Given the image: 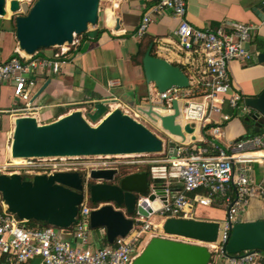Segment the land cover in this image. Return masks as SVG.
Wrapping results in <instances>:
<instances>
[{"label":"built area","instance_id":"built-area-1","mask_svg":"<svg viewBox=\"0 0 264 264\" xmlns=\"http://www.w3.org/2000/svg\"><path fill=\"white\" fill-rule=\"evenodd\" d=\"M166 12L179 20L176 30L179 46L191 59L190 64L193 70H197V75H187L190 80V86L187 88L173 87L158 92V102L151 104L153 110L167 115L173 112L172 100H177L180 116L176 123H179L183 130L186 124H190L195 130L194 133H185V139L173 136L163 130L160 119L158 123L153 122L140 109L119 103L117 107L135 120L144 125L145 122L154 124L157 132L148 128L164 140L165 149L172 145V153L165 156L159 153L31 157L23 158L17 163L11 160L0 167V172L8 170V173H19L26 177L79 171L84 174L87 186L91 183L89 174L93 169L116 168L123 172L125 169L144 171V168H148L150 191L145 196H138L135 213L131 216V231L125 237L116 238L113 244L95 246L91 238L90 213L106 203L93 204L85 198L76 222L72 227L62 229L50 225L28 226V221L19 219L8 210L0 194V264H27L34 258H39L41 264H133L153 236L202 244L195 239L166 234L163 231V223L169 218L196 219V209L199 206L209 207L217 202L225 207L226 216L219 222L217 240L207 244L211 252L210 264H218L220 260H223L224 264H264L263 251L248 250L228 254L225 250L232 227L240 220L241 210L252 198L264 199V124L256 134L226 146L219 144L223 136L221 125L209 126L212 114L220 112L225 103L236 112H248V107L240 104L243 98L235 87L230 63H247L251 60L252 52L248 44L256 26L241 22L231 24L228 28L197 27L186 18V0H155L143 14L137 34L143 36L153 16ZM86 32L74 34L70 43L53 47L55 52L52 58H40L36 57V54L18 52L8 60H0V86L12 83L17 98V102L7 113L15 118L36 117V108L31 103L35 85L31 72L42 69L58 73L67 54L77 51L81 46ZM197 83H201L204 88L199 96H196L194 90ZM143 108L148 110L149 106ZM231 117L229 114H223L222 122ZM36 118L38 120V117ZM86 119L91 122L88 117ZM198 130L199 136L196 135ZM256 163L262 166L263 175L260 182H256L252 169V164ZM156 185L165 187V200L157 196L160 208L153 209L149 216H143L137 208L142 206L143 202L151 206L148 197L155 193ZM98 230L106 238L105 229Z\"/></svg>","mask_w":264,"mask_h":264},{"label":"water","instance_id":"water-1","mask_svg":"<svg viewBox=\"0 0 264 264\" xmlns=\"http://www.w3.org/2000/svg\"><path fill=\"white\" fill-rule=\"evenodd\" d=\"M100 1L35 0L24 14H20L21 2L10 0L9 11L16 15V38L20 49L27 55H35L42 48L70 43L74 34H82L90 25L97 24ZM6 2L0 0V16L7 14ZM258 16L264 21L263 7ZM152 48L151 44L142 59L146 82L153 83L158 92L173 87H189V77L181 66L153 55ZM263 58L264 54L260 53L259 59ZM48 84L49 81L44 83L32 102ZM110 101L90 102L85 110H73L44 124L39 123L35 116L16 117L11 156H106L159 154L164 151L162 138L120 107L109 108ZM245 104L249 108L244 119L245 126L250 132H258L264 124V90L257 97L246 98ZM152 106L150 104L148 110H140L153 122L158 123L160 119L163 130L182 139L186 138L185 133H194L190 124H186L183 130L176 123L180 116L177 100H172L173 112L167 115H161ZM251 121L255 122L254 128H251ZM89 179L91 183L87 186L84 174L79 171L35 174L31 177L0 172V194L8 210L19 219L62 229L70 228L76 222L85 198L93 204L104 202L105 205L91 211L90 227L105 229L107 243L113 244L116 238L125 237L131 231V216L135 213L138 196H145L150 191L149 174L143 170L125 174L116 168L93 169ZM154 190L155 193L148 197L151 206L143 202L137 208L143 216H149L153 209L160 208L157 196L165 200L164 186L156 185ZM163 231L168 235L195 239L202 244L153 236L133 264H210L211 252L207 244L217 240L218 221L169 218L163 223ZM225 250L228 254L248 250L264 252V221L239 220L232 227Z\"/></svg>","mask_w":264,"mask_h":264},{"label":"crops","instance_id":"crops-1","mask_svg":"<svg viewBox=\"0 0 264 264\" xmlns=\"http://www.w3.org/2000/svg\"><path fill=\"white\" fill-rule=\"evenodd\" d=\"M7 14L0 16V60H8L12 55L21 52L16 38L15 14L9 11V1L6 0ZM20 14H24L35 0H19ZM188 21L197 27H224L234 23H252L256 30L249 42L248 48L252 58L247 63L233 61L230 72L236 89L242 96L241 105L246 98L259 96L264 90V21L258 16L264 0H186ZM155 0H104L100 1L98 22L91 25L84 34L81 46L75 52H69L61 64L58 73L51 70H33L31 76L35 81L31 103L36 108V117L41 124L49 123L69 112L88 108V103L111 100V109L118 104H124L134 109L148 107L151 102H158V91L153 83L145 79L142 59L148 47L152 44V54L181 66L193 76L191 59L181 50L176 30L179 20L166 12L153 16L152 22L143 36L137 34L143 14ZM55 48H48L39 53L41 57L52 58ZM40 57V58H41ZM192 66V67H191ZM197 73H195L196 77ZM46 89L32 102L33 96L44 85ZM201 83L194 86L197 91ZM204 88L202 89V91ZM201 91V92H202ZM149 93V95H147ZM200 95V94H199ZM196 94V96H199ZM149 98H151L149 100ZM118 101V102H117ZM17 98L14 95L12 83L0 86V163L7 157L17 162L23 158L11 156V146L6 143V137L13 134L15 117L7 113ZM249 112V108H248ZM223 114L232 117L223 121ZM247 115V114H246ZM245 112H236L225 103L220 112L212 114L209 126L221 125L223 136L219 140L221 146L236 142L243 136L247 137L257 132H250L245 126ZM251 121V128H254ZM260 131V130H259ZM199 130L196 135L199 136ZM164 156L172 153V145H168ZM3 160V161H2ZM256 182L262 180V166L252 164ZM180 189V186H178ZM196 209V219L221 222L225 219L226 209L221 203L212 206H199ZM206 209V211L204 209ZM203 210V211H202ZM241 221H264V199L252 198L250 203L239 213ZM95 246L104 245V237L100 231L91 232ZM27 264H41L39 258L30 260ZM218 264H224L223 260Z\"/></svg>","mask_w":264,"mask_h":264},{"label":"rangeland","instance_id":"rangeland-1","mask_svg":"<svg viewBox=\"0 0 264 264\" xmlns=\"http://www.w3.org/2000/svg\"><path fill=\"white\" fill-rule=\"evenodd\" d=\"M101 1H103V6H104V0H101ZM33 3H31L30 5H32ZM101 4V3H100ZM99 7H100V5H99ZM89 27H91V25L89 26ZM54 49V48H53ZM147 95H149V93H147ZM246 114H248V112H245V115ZM145 124L147 125V127H149L150 129H152L153 131H155V132H157L158 130H157V128H156V126L154 125V124H151L150 122H145ZM6 143H8V146L10 145L11 146V142H12V134L10 135V137H9V135L6 137ZM3 161V160H2ZM11 161V159L9 158V157H7V159H6V162H10ZM6 162H4V163H0V167L1 166H3ZM133 170H135V169H125V170H123V173H129V172H131V171H133ZM4 173H8V170H5V171H3ZM200 207H198V209H199ZM209 208H211V207H209ZM201 209H204V208H201ZM207 209V208H206ZM206 209H204L205 211H206ZM208 210V209H207ZM203 211V210H202ZM93 231H98V229H92ZM7 264V263H6Z\"/></svg>","mask_w":264,"mask_h":264},{"label":"trees","instance_id":"trees-1","mask_svg":"<svg viewBox=\"0 0 264 264\" xmlns=\"http://www.w3.org/2000/svg\"><path fill=\"white\" fill-rule=\"evenodd\" d=\"M15 20V19H14ZM51 48H53V47H51ZM45 49H48V48H42V49H40L39 51H38V53H36V57H41V55H39V53L41 52V51H43V50H45ZM184 72L188 75V73L186 72V70H184ZM202 87H199L198 89H197V91H196V94L197 95H199V94H201L202 92ZM144 171H147L148 173H149V169L148 168H144ZM149 178H150V175H149ZM27 225L28 226H35V225H37L34 221H28L27 222ZM42 225H47V224H42ZM41 225V226H42ZM104 245L105 244H107V240H106V238L104 237ZM103 246V245H102Z\"/></svg>","mask_w":264,"mask_h":264},{"label":"bare ground","instance_id":"bare-ground-1","mask_svg":"<svg viewBox=\"0 0 264 264\" xmlns=\"http://www.w3.org/2000/svg\"><path fill=\"white\" fill-rule=\"evenodd\" d=\"M11 159V158H10ZM13 162H15V163H17V161L16 160H13V159H11ZM22 161V160H21ZM20 162V161H19Z\"/></svg>","mask_w":264,"mask_h":264}]
</instances>
